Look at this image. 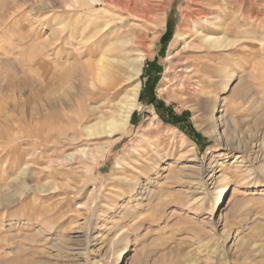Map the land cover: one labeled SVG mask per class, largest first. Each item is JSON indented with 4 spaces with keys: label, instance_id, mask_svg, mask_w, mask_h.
Segmentation results:
<instances>
[{
    "label": "rangeland",
    "instance_id": "obj_1",
    "mask_svg": "<svg viewBox=\"0 0 264 264\" xmlns=\"http://www.w3.org/2000/svg\"><path fill=\"white\" fill-rule=\"evenodd\" d=\"M227 1L0 0V264H264V0ZM191 10L238 45L184 50ZM122 41L143 99L91 138L75 70Z\"/></svg>",
    "mask_w": 264,
    "mask_h": 264
},
{
    "label": "bare ground",
    "instance_id": "obj_2",
    "mask_svg": "<svg viewBox=\"0 0 264 264\" xmlns=\"http://www.w3.org/2000/svg\"><path fill=\"white\" fill-rule=\"evenodd\" d=\"M95 1L100 3L102 2L111 3L114 5L116 4L118 7L121 4V0ZM223 2L226 3L228 1L223 0ZM125 6L129 7L130 5H128V3L126 2ZM253 8L254 7L251 8L252 11H250V13L251 17L255 18V10H253ZM211 15L212 13L205 14L200 10H191L190 14L186 16L185 20L187 24L181 29L178 35L177 43H181L179 42L181 37L183 38V40H185L184 37L188 35V31H192L191 29L189 30V28L193 25L192 23H195L193 22V19H196V23L201 24L200 29L203 30L202 34L204 35L202 37L200 36L198 38H195V40L191 39L190 42L183 41L182 44L184 45V50L189 48H196L199 50L213 49L216 52H222L223 50L230 49L238 45V38H236L235 40L229 39L227 37L229 31L226 28H222V26L217 27L213 23V18H211ZM221 31L223 33V36H216V33H220ZM236 31H232L235 37ZM195 33L197 34L198 32L195 31ZM144 41L143 39H141L139 40V42L135 43L146 50L147 45ZM177 43L175 44V46L177 45ZM104 44L103 42L98 44L99 47H105L104 49L102 48L103 56L99 61H97L96 63H85L83 65H79L75 70L79 73V80L77 81V86L80 89L78 98V110L79 114L82 116L81 120L83 122L85 121L86 123L94 121V124H91L90 126L85 128L88 130L91 138L100 135L111 137L114 135H121L126 133L140 101L142 88L140 78L142 74V67H144L143 62L145 61L146 57L150 55V53L143 54L141 52L142 54H140L137 58L132 59V51L128 50L126 42L122 41L119 47L110 46L108 48H106V44ZM96 52L97 48H95V51H93V53ZM173 65V70L176 71V76L178 78L182 77V79H186L189 82H193L195 80L194 78H200L201 80H198L199 84L204 85V83H206L205 80L207 78L204 77L207 76V72L209 71L206 72L207 68L205 64L191 66L181 64L180 61H177ZM216 76L220 77L221 75L219 73V75L217 74ZM220 79L222 78L220 77ZM189 82L188 84H191ZM97 104L99 106H97ZM226 190L227 189H224L223 193L226 192ZM223 201L224 199L223 197H221L219 199V202L222 203ZM125 261L126 260H123L121 257L119 260V264H124Z\"/></svg>",
    "mask_w": 264,
    "mask_h": 264
},
{
    "label": "trees",
    "instance_id": "obj_3",
    "mask_svg": "<svg viewBox=\"0 0 264 264\" xmlns=\"http://www.w3.org/2000/svg\"><path fill=\"white\" fill-rule=\"evenodd\" d=\"M143 99V97L141 96L140 97V101ZM151 103L152 104H157L158 106V110H161V108L164 106L162 102H158L157 99L154 97L153 99H151ZM160 113V111H158ZM162 116V115H160ZM173 122H175L174 124H176V126H181L180 125V120L179 119H176L174 120ZM198 137V136H197Z\"/></svg>",
    "mask_w": 264,
    "mask_h": 264
}]
</instances>
